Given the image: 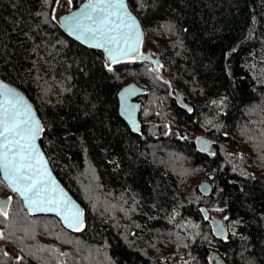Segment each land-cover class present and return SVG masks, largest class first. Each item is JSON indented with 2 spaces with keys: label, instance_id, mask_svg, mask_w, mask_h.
<instances>
[{
  "label": "trees",
  "instance_id": "trees-1",
  "mask_svg": "<svg viewBox=\"0 0 264 264\" xmlns=\"http://www.w3.org/2000/svg\"><path fill=\"white\" fill-rule=\"evenodd\" d=\"M128 3L159 70L108 63L65 33L55 0H0V75L35 104L51 165L86 209L71 232L0 184L12 197L0 264H213L211 249L228 264H264V0ZM131 81L145 88L139 133L118 111ZM198 131L215 138V155L197 150ZM203 175L225 196L227 242L201 214L213 196L198 189Z\"/></svg>",
  "mask_w": 264,
  "mask_h": 264
},
{
  "label": "snow or ice",
  "instance_id": "snow-or-ice-1",
  "mask_svg": "<svg viewBox=\"0 0 264 264\" xmlns=\"http://www.w3.org/2000/svg\"><path fill=\"white\" fill-rule=\"evenodd\" d=\"M55 3L59 4V0ZM66 3L70 6L72 0ZM52 19H56L55 15ZM64 20L77 39L83 38L90 47L103 48L113 64L133 57L146 58L140 51V23L126 0H89L80 12L65 16ZM108 71L112 68L108 67ZM0 96H3L0 100V184H6L11 192L20 196L30 211L56 212L67 227L81 231L82 211L71 204L56 185L48 170V161L37 144L45 131L44 125L23 97L3 82H0ZM11 201V196L0 201V216L5 220L9 217ZM216 230L223 232L224 229L217 225ZM5 239V233L0 231V241ZM23 259V256L17 257L18 261Z\"/></svg>",
  "mask_w": 264,
  "mask_h": 264
},
{
  "label": "water",
  "instance_id": "water-1",
  "mask_svg": "<svg viewBox=\"0 0 264 264\" xmlns=\"http://www.w3.org/2000/svg\"><path fill=\"white\" fill-rule=\"evenodd\" d=\"M89 0H81L78 5H76L75 7L63 11L62 13L57 15V20L60 24V26L62 27V29L65 31V33L67 35H69L71 38L77 40L78 42L88 46L89 44L83 39H77L76 35L73 34V32H71L69 30V26L66 24L64 17L68 16L71 17L74 13L80 12L87 4H88ZM126 3L129 6L128 0H126ZM130 11L132 12V14L134 16H136V18L138 19L140 26H141V32H142V44L140 46V51L144 54V56L146 58H131L135 61H146L149 62L152 66L153 69L155 70H159L160 68V64H161V59L159 57L158 54H155L152 49L148 48V49H143V41H144V29H143V25L141 20L139 19V17L133 12V10L130 8ZM71 23V21L69 22V24ZM94 48V47H91ZM99 50H102L108 63H111V61L107 58L108 54L105 52V50L103 48H96ZM126 60H130V59H124L123 61ZM0 82H3V84L8 85L10 88L14 89L17 93L20 94V96L23 97L24 101L30 105L34 111L35 116L41 121L42 123V119L38 113V110L35 106V104L33 103V101L31 100V98L27 95V93L20 87H18L17 85H15L14 83H12L11 81L3 78L0 75ZM145 94V88L138 84L135 81H131L128 82L126 84H124L123 86H121L117 92V97H118V111L120 116L124 119V121L128 124V126L130 127V129L132 130V132L134 133H139L140 132V119H139V115H140V101H139V97ZM176 101L178 103V105L185 109V110H190L191 109V104L188 103L185 98L183 93L180 90L176 91ZM3 99V96H0V100ZM43 124V123H42ZM43 134V133H42ZM41 136L39 137V139L37 140V144L40 147L41 152L44 154V158L48 161L47 167L48 170L50 172L51 177L54 179L56 185H58L59 189H61L64 193V195L67 197V199L71 202V204H74L76 206V208L80 209L83 213L82 216V220H83V227L81 231H75L69 227H67V225L64 223V220L62 218V216L57 215L56 212L53 211H44V212H32L29 210V208L25 205V201L20 197V199L22 200V204L25 207V209L27 210L28 213L32 214V215H53L55 217H57L60 221V223L62 224V226L64 228H66L67 230L71 231V232H75V233H80L83 231L84 227H85V223H86V209L84 207V205L81 203V201L70 191V189L65 185V183L62 181V179L57 175V173L54 171L51 162L49 160V157L45 151V149L42 146L41 143ZM215 141L213 138L203 135V134H198L195 136V144L197 147V150L201 151V152H205V153H214L215 152V145H214ZM0 176L2 178V173H0ZM212 180H213V175L208 176L207 178L203 179L199 185H198V189L199 191L205 195V196H209V195H213L214 194V187L212 184ZM218 196H224L223 192L221 190L218 191V193L216 194V198ZM225 197V196H224ZM214 199V201L211 202L210 207L206 206V205H201L200 206V211L201 214L204 218L205 221L209 222L210 224V229H211V233L214 236L215 239L221 240L223 242H227L229 239V231H228V225H227V219L226 216L225 217H221V216H210V208H215V202L217 201V199ZM8 199L7 197H1L0 201H6ZM9 210V209H8ZM217 225H222L223 226V232H218L217 229ZM212 256H216V260L217 263L216 264H228L223 257L218 253V252H212L211 255ZM210 257V260H211Z\"/></svg>",
  "mask_w": 264,
  "mask_h": 264
},
{
  "label": "rangeland",
  "instance_id": "rangeland-1",
  "mask_svg": "<svg viewBox=\"0 0 264 264\" xmlns=\"http://www.w3.org/2000/svg\"><path fill=\"white\" fill-rule=\"evenodd\" d=\"M60 1H61V0H59V2H60ZM79 1H80V0H79ZM64 2H65V1H64ZM64 2H63V4H64ZM69 8H71V5H70ZM69 8H67V9H69ZM63 11H64L63 9H60V8H59V4H55L54 13H55L56 17H57L58 14L62 13ZM198 134H203V135L209 136V137H211V138H213V139L215 140V138H214L212 135H210V134H206V133H204V132H202V131H198L196 135H198ZM196 135H195V136H196ZM205 178H207L205 175L200 176L199 183H200L203 179H205ZM218 191H219V189H217V190L214 191V194H213V196H212V199L210 200V202H209L206 206L210 207V204H211V202L214 201V199L216 198V194L218 193ZM216 199H217V201L215 202V209H217V210L214 211V214H211V216H214V215L221 216V217H225V216H227V215H226V212H224L225 204H226V199H225V197H224V196H218ZM98 200H99V198H97V201H98ZM213 210H214V209H213ZM212 252H218V251H217L216 249H211V253H212ZM211 253H210V254H211ZM210 257H211V256H210ZM211 262H212L213 264H216V263H217L216 256H212V257H211ZM16 264H20V263L17 262Z\"/></svg>",
  "mask_w": 264,
  "mask_h": 264
},
{
  "label": "flooded vegetation",
  "instance_id": "flooded-vegetation-1",
  "mask_svg": "<svg viewBox=\"0 0 264 264\" xmlns=\"http://www.w3.org/2000/svg\"><path fill=\"white\" fill-rule=\"evenodd\" d=\"M65 1V2H64ZM81 1V0H80ZM79 1V2H80ZM63 2H64V4H63ZM78 2V3H79ZM78 5V4H77ZM70 6L66 3V0H61L60 2H59V8L60 9H63L64 11H66V10H69V9H71V8H73V7H75V6H71V8H69ZM67 8H69V9H67ZM139 99V98H138ZM225 206H226V204H225ZM214 209V210H213ZM217 209H215V208H210V216H211V214H214V211H216Z\"/></svg>",
  "mask_w": 264,
  "mask_h": 264
}]
</instances>
